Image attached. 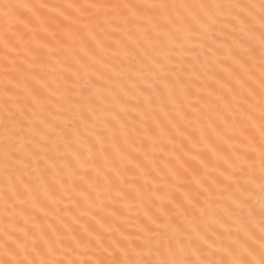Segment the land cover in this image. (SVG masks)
<instances>
[{
	"label": "snow or ice",
	"instance_id": "obj_1",
	"mask_svg": "<svg viewBox=\"0 0 264 264\" xmlns=\"http://www.w3.org/2000/svg\"><path fill=\"white\" fill-rule=\"evenodd\" d=\"M0 264H264V0H0Z\"/></svg>",
	"mask_w": 264,
	"mask_h": 264
}]
</instances>
